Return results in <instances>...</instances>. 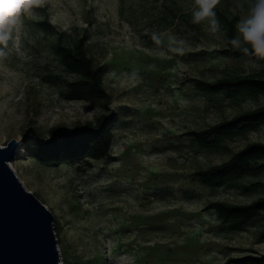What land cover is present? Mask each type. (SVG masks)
I'll return each instance as SVG.
<instances>
[{
    "label": "rangeland",
    "instance_id": "374dc122",
    "mask_svg": "<svg viewBox=\"0 0 264 264\" xmlns=\"http://www.w3.org/2000/svg\"><path fill=\"white\" fill-rule=\"evenodd\" d=\"M178 1L191 13L193 0ZM248 3L221 0L219 6L242 17ZM152 7L147 0H42L21 17L0 58V145L20 142L10 164L53 214L63 264H234L231 258L264 254V220L230 230L206 207L264 196V169L222 188L195 177L248 143L264 142V124L217 148L187 135L264 104L262 95L203 91L190 78L264 73V65L224 55L222 26L212 34L203 25L197 34L178 17L159 29ZM43 19L55 32L39 26ZM85 30L89 53L105 72L109 108L117 113L110 154L91 167L43 165L26 152L27 127L46 134L54 125L72 127L105 111L104 100L63 97L73 76L60 64L57 34L73 40ZM173 39L186 42L183 54L172 51Z\"/></svg>",
    "mask_w": 264,
    "mask_h": 264
},
{
    "label": "trees",
    "instance_id": "16d2710c",
    "mask_svg": "<svg viewBox=\"0 0 264 264\" xmlns=\"http://www.w3.org/2000/svg\"><path fill=\"white\" fill-rule=\"evenodd\" d=\"M146 1V0H144ZM157 9L151 21L159 29L172 26L178 17L187 22V26L197 34L203 33V25L192 23L189 11L184 10L178 0H147ZM223 29L227 48L222 53L228 57L248 59L264 65V58L246 55L232 47L229 41L235 37L236 24L241 18L239 14L218 5L215 9ZM48 17V16H47ZM44 31H54L55 27L49 20L38 21ZM89 37L85 34L70 40L64 32H59L55 41V49L64 71L73 76L66 84L63 97L70 101L104 100L105 111L94 120L76 124L72 127L54 125L46 134L36 126L27 127L23 133V144L27 154L43 165L58 166L81 165L91 167L92 161L100 160L110 154L113 143L112 123L117 119L115 110L109 108L110 95L105 87L103 67L90 55L88 50ZM189 82L201 90L223 94L226 97L264 96V73H241L229 77H221L214 81L190 78ZM264 124V104L234 114L232 117L217 122L201 130H190L187 135L198 145L217 148L226 138L238 136L256 130ZM264 142L248 143L229 159L195 172V177L203 186L222 188L235 183L244 177L264 169ZM213 210L220 222L230 230L241 231L249 225L264 220V196L249 203H230L221 200L211 201L206 205ZM234 264H264V254H249L231 258Z\"/></svg>",
    "mask_w": 264,
    "mask_h": 264
},
{
    "label": "water",
    "instance_id": "95a60500",
    "mask_svg": "<svg viewBox=\"0 0 264 264\" xmlns=\"http://www.w3.org/2000/svg\"><path fill=\"white\" fill-rule=\"evenodd\" d=\"M19 145H0V264H63L53 214L10 164Z\"/></svg>",
    "mask_w": 264,
    "mask_h": 264
},
{
    "label": "clouds",
    "instance_id": "9594fccd",
    "mask_svg": "<svg viewBox=\"0 0 264 264\" xmlns=\"http://www.w3.org/2000/svg\"><path fill=\"white\" fill-rule=\"evenodd\" d=\"M221 0H193L191 16L192 23L207 25V31L218 34L221 24L215 8ZM42 0H0V58L7 55L8 42L13 39L18 30L21 17L31 15L34 6H39ZM237 34L229 43L232 47L246 55L264 58V0H249L248 11L236 24ZM159 40L156 34L152 37ZM177 46L172 48L175 53L183 54L186 42L173 39Z\"/></svg>",
    "mask_w": 264,
    "mask_h": 264
}]
</instances>
